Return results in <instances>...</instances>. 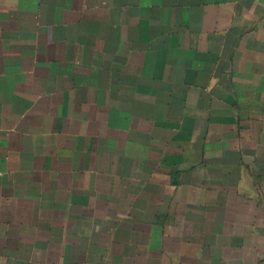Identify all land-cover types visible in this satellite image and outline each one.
Instances as JSON below:
<instances>
[{
	"label": "crops",
	"instance_id": "obj_1",
	"mask_svg": "<svg viewBox=\"0 0 264 264\" xmlns=\"http://www.w3.org/2000/svg\"><path fill=\"white\" fill-rule=\"evenodd\" d=\"M0 264H264V0H0Z\"/></svg>",
	"mask_w": 264,
	"mask_h": 264
}]
</instances>
